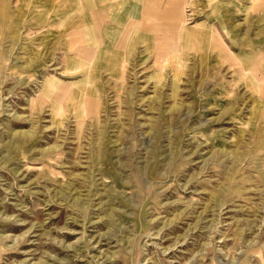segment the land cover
Instances as JSON below:
<instances>
[{"label":"rangeland","instance_id":"rangeland-1","mask_svg":"<svg viewBox=\"0 0 264 264\" xmlns=\"http://www.w3.org/2000/svg\"><path fill=\"white\" fill-rule=\"evenodd\" d=\"M0 264H264V0H0Z\"/></svg>","mask_w":264,"mask_h":264},{"label":"bare ground","instance_id":"bare-ground-1","mask_svg":"<svg viewBox=\"0 0 264 264\" xmlns=\"http://www.w3.org/2000/svg\"><path fill=\"white\" fill-rule=\"evenodd\" d=\"M182 23H184V21H183V22L181 21L180 24L178 23V24H179V25L177 26L178 29H182V27H183V24H182ZM123 29H124V28H123Z\"/></svg>","mask_w":264,"mask_h":264}]
</instances>
